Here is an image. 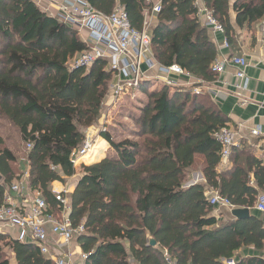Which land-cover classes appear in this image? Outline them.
<instances>
[{
  "label": "trees",
  "instance_id": "trees-1",
  "mask_svg": "<svg viewBox=\"0 0 264 264\" xmlns=\"http://www.w3.org/2000/svg\"><path fill=\"white\" fill-rule=\"evenodd\" d=\"M85 1L105 16L123 7L139 30L145 13L160 2L162 11L150 30L156 64L177 65L202 83L217 78L211 68L218 51L197 17L196 0ZM230 3L204 0L229 46L231 9L241 29L254 31L264 22V0H236L232 8ZM87 50L76 30L33 0H0V121L13 126L26 147L32 145L21 164L0 131V207L7 188L25 178L48 212L61 215L52 185L77 177L75 191L64 196L72 226L85 224L78 238L85 264H166L165 253L177 264H264V218L254 211L264 193V164L241 143L219 172L222 147L214 135L230 121L207 94L172 92L168 86L151 91L145 81L138 91L147 101L132 118L135 139L115 142L102 133L117 157L83 165L77 174L72 154L86 142L84 130L101 118L114 80L104 60L90 70L71 69ZM195 172L203 184L189 185ZM211 190L251 216L219 223L209 203ZM248 249L258 256H238ZM11 257L17 264H55L33 243L0 234V264H10Z\"/></svg>",
  "mask_w": 264,
  "mask_h": 264
},
{
  "label": "built area",
  "instance_id": "built-area-1",
  "mask_svg": "<svg viewBox=\"0 0 264 264\" xmlns=\"http://www.w3.org/2000/svg\"><path fill=\"white\" fill-rule=\"evenodd\" d=\"M45 2L56 9V16L60 22L71 28L85 29L89 33L87 41L88 50L75 58L70 66L74 68L90 69L100 60L107 61L114 74V80L110 88L112 97L121 99L132 90H138L146 81L147 73L159 69L168 77L176 75L194 81L201 86L203 83L196 80L191 74L177 65L169 68L158 67L151 53V19L162 11L160 2H155L151 11L145 13V21L141 30L132 27L125 9L121 6L115 8L110 16H105L94 11L85 0H38ZM196 0L197 17L206 29L224 33L223 27L214 18L213 14L205 7L199 6ZM264 43V40H263ZM228 47V42L225 43ZM230 64L236 68V77L243 82L242 89L246 90L249 80L245 74L248 63L245 57L233 56L229 60H216L212 65L215 75L223 74L225 66ZM168 79V78H167ZM166 79L168 86H174L171 79ZM193 86L195 94H202L201 88ZM243 125L238 127L227 126L216 132L214 138L221 145V163L223 167L230 158L234 148L241 145V131ZM252 137H259V129L250 131ZM93 145L86 141L80 150L73 152L74 165L80 158L87 156ZM32 145H27L31 150ZM27 178V174L25 175ZM56 200L61 204L62 214L54 215L48 212V207L42 195L38 191H32L25 182L13 183L5 193L4 204L0 207V232L4 226L15 228L19 231V240L30 241L40 252L54 261L55 264H74L73 253L70 250L71 243L85 233L84 222L76 227L72 226L69 217L70 211L66 192H55ZM209 203L214 210L222 208L230 211L236 209L229 199L221 196L217 191L211 190L208 194ZM256 211L264 214V193L256 202ZM166 264H177L168 253H165ZM227 264H235L228 261Z\"/></svg>",
  "mask_w": 264,
  "mask_h": 264
},
{
  "label": "crops",
  "instance_id": "crops-1",
  "mask_svg": "<svg viewBox=\"0 0 264 264\" xmlns=\"http://www.w3.org/2000/svg\"><path fill=\"white\" fill-rule=\"evenodd\" d=\"M34 1V0H33ZM199 6H205L204 0H199ZM236 0H230L231 8ZM36 6L43 12L47 13L49 16L55 17L56 9L51 6L39 5L35 1ZM231 23L234 27L233 41L230 46L226 47L225 43L227 38L224 33L216 32L213 29H207L208 36L218 51L219 61L229 60L233 56L245 57L248 63V67L245 70V74L249 80V84L246 90L242 89L243 82L236 77V68L230 64L225 66L223 74L217 75L214 82L203 83L201 86L197 85L194 81L188 82L186 79L178 77L176 75L167 76L160 72L157 68L147 73V82H153L156 86L158 84L165 86L166 79H171L175 83L173 87L176 89H186L193 92V86L197 85V88H201L202 94H207L211 97L217 107L223 112L224 115L229 119L230 127H238L243 125L244 128L241 131V143L249 146L253 154L263 162L264 164V22L257 25L255 30H249L248 28L241 29L236 24V15L230 11ZM156 16L151 19V29L156 24ZM167 79V80H168ZM152 86V85H151ZM152 86L151 91H155L158 87ZM162 86V87H163ZM133 92V93H132ZM137 92L138 90H132L131 93L135 99L141 100L143 102L141 107L137 106L139 110L146 103L147 97L145 94L141 95L145 98H139ZM127 94L123 99L130 96ZM122 99V98H121ZM128 100V99H127ZM110 101V100H109ZM109 103V102H108ZM118 105V104H117ZM131 113V112H130ZM134 114V113H133ZM131 117H134V115ZM133 123V122H132ZM134 125V123L132 124ZM135 127V126H134ZM135 129V128H132ZM253 129H259L261 134L259 137H252L250 131ZM135 131V130H134ZM92 140V139H91ZM103 141V139H102ZM103 143H108L104 140ZM84 160V158L82 159ZM101 162V161H99ZM94 162V163H99ZM77 164V163H76ZM92 165L88 164L85 166ZM80 166H83L81 164ZM229 164H225L222 168L218 167L219 172H222ZM76 168V165H75ZM198 176V177H197ZM1 181V180H0ZM66 183L55 182L52 185V189L55 192H66L65 196L72 194L75 191L76 182L71 185ZM17 182V181H15ZM14 182V183H15ZM204 183L202 174L200 172H195L193 178L189 185ZM12 185V184H11ZM8 189V188H7ZM210 191L208 192V194ZM69 203V200H68ZM229 215L223 214L227 213ZM233 211V210H232ZM232 211L222 208L221 210H214V216L218 219L219 223L234 222L235 219L232 216ZM254 211H256L254 209ZM260 218H264V214L256 211ZM71 209L67 216L69 217ZM251 213V212H250ZM0 232L2 235H8L14 240H19V231L15 228H10L4 226ZM20 241V240H19ZM22 242V241H21ZM23 243H30V241H25ZM70 250L73 253L74 264H85L86 256L83 254L82 249L78 243V238L75 239L71 245ZM239 257L251 258L258 256V254L253 249L243 250L238 253ZM10 264H17L15 257H11ZM227 264V262H226Z\"/></svg>",
  "mask_w": 264,
  "mask_h": 264
},
{
  "label": "rangeland",
  "instance_id": "rangeland-1",
  "mask_svg": "<svg viewBox=\"0 0 264 264\" xmlns=\"http://www.w3.org/2000/svg\"><path fill=\"white\" fill-rule=\"evenodd\" d=\"M34 1L39 5L49 6L45 2L40 3L38 0H34ZM72 29L78 32L80 39L84 43L85 41H87L89 37L88 31H86L85 29L80 30L79 28L78 29L72 28ZM158 67L160 66L158 65ZM87 70H90V69H87ZM159 81L161 82V80H157L153 82L159 83ZM153 82H149V84L150 86L152 85L154 87L156 85ZM162 86L163 85L158 84L156 87H158V90H160ZM165 86H168V85L165 84ZM168 87L171 88L172 92L176 90V88L173 86H168ZM129 93H131V91ZM132 93L130 94L129 97L123 99L127 95L126 94L120 100L115 99V97L110 96L111 95L110 94L108 99L105 101L102 107V114H101V118L99 119V121L95 125L84 130L86 141L91 142V145L93 146L89 154L87 156H84L85 158L82 157L84 158V160L80 158V160L77 162L76 164L77 174L80 175L81 173V166H80L81 164L88 165L91 163L93 164L94 162L102 161L106 158H116L117 157L116 153L113 151V149H111L110 145L103 143L102 138L100 137L102 133H105V132L110 133L115 142H121L126 139H135V138H132L133 137L132 132L135 130L132 128H135V127L134 125H132L133 117H131V115L132 116L134 115L136 117L139 115V110L137 109V106L141 107V104L143 102H141V100L135 99ZM137 95L139 98H142V100L145 99L141 95V93L137 92ZM0 131H1L2 137L4 138L6 147L14 152V154L19 159V162L22 164L23 160L26 157L27 147H26V144L21 140L20 135L18 134V131L6 121H0ZM94 149H97L96 153H92V150ZM16 168H19V171H20L23 168V166L19 164L16 166ZM76 180H77V177L70 179V181L67 182V185L69 186L73 184L74 182H76ZM223 214L229 215L228 212L223 213ZM133 263L134 262L131 261V264Z\"/></svg>",
  "mask_w": 264,
  "mask_h": 264
},
{
  "label": "water",
  "instance_id": "water-1",
  "mask_svg": "<svg viewBox=\"0 0 264 264\" xmlns=\"http://www.w3.org/2000/svg\"><path fill=\"white\" fill-rule=\"evenodd\" d=\"M232 216L237 220H244L251 216L249 209H235L232 211ZM150 245L156 247L157 243L154 240H150Z\"/></svg>",
  "mask_w": 264,
  "mask_h": 264
},
{
  "label": "bare ground",
  "instance_id": "bare-ground-1",
  "mask_svg": "<svg viewBox=\"0 0 264 264\" xmlns=\"http://www.w3.org/2000/svg\"><path fill=\"white\" fill-rule=\"evenodd\" d=\"M90 151H91V150H90ZM90 151H89V152H90ZM88 154H89V153H88ZM84 158H85V157H84ZM82 159H83V158H82Z\"/></svg>",
  "mask_w": 264,
  "mask_h": 264
}]
</instances>
